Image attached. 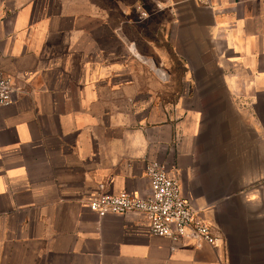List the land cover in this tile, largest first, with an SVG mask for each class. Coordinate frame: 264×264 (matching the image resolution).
<instances>
[{
  "label": "crops",
  "instance_id": "0c3cea01",
  "mask_svg": "<svg viewBox=\"0 0 264 264\" xmlns=\"http://www.w3.org/2000/svg\"><path fill=\"white\" fill-rule=\"evenodd\" d=\"M155 27L190 81L155 76L147 60L171 74ZM0 70L16 88L0 107V264H264V167L235 194L225 155L203 146L215 74L264 151V0H0ZM149 161L204 211L214 246L172 249L146 215L84 205L147 196Z\"/></svg>",
  "mask_w": 264,
  "mask_h": 264
},
{
  "label": "built area",
  "instance_id": "2783aa9c",
  "mask_svg": "<svg viewBox=\"0 0 264 264\" xmlns=\"http://www.w3.org/2000/svg\"><path fill=\"white\" fill-rule=\"evenodd\" d=\"M15 93L12 78L0 70V107L12 104ZM144 172L150 186L147 196L127 191L117 194L99 191L90 195L84 205L99 218L109 214L142 213L148 219L149 234L167 238L172 249L185 241H192L197 247L214 246L218 239L214 227L204 211L182 194L178 181L165 164L149 161Z\"/></svg>",
  "mask_w": 264,
  "mask_h": 264
},
{
  "label": "rangeland",
  "instance_id": "374dc122",
  "mask_svg": "<svg viewBox=\"0 0 264 264\" xmlns=\"http://www.w3.org/2000/svg\"><path fill=\"white\" fill-rule=\"evenodd\" d=\"M162 15L156 16V18H162ZM140 17H145L144 14H140ZM155 36L160 45L165 42L164 51L168 53V59L170 63L168 64V59L165 64L166 68L171 72L167 74L166 71H162L161 61L147 60L148 64L156 69H160L163 73L162 75L155 72V76L158 77L163 82H171L173 84H180L184 82L185 78H188L190 81L191 78L184 75V60L178 57L176 50L167 45L162 32V28L155 27ZM166 35V34H165ZM213 86L216 91L210 95L208 92L206 98L217 99L219 101V106L209 108L207 110L205 121L207 124L205 139L203 146L205 147H215L217 146L220 151L225 155L227 159V172L229 174V179L234 181V193L243 194L242 187L244 185L243 176L249 175L253 176L258 175V170L261 167H264V151L261 150L259 143L252 138L251 131L248 123H245L243 118L236 113L232 112L231 107L227 104L228 96L226 91L223 89L220 81L217 78V75H213ZM172 88H174L172 86ZM176 89L171 90L172 99L175 96ZM254 182L257 185L259 182L264 181V175L259 181L258 177ZM253 184V185H254ZM239 207L236 208L240 212L242 207L241 204H237ZM232 221V220H231ZM234 222L241 224L242 218L234 219Z\"/></svg>",
  "mask_w": 264,
  "mask_h": 264
},
{
  "label": "bare ground",
  "instance_id": "6f19581e",
  "mask_svg": "<svg viewBox=\"0 0 264 264\" xmlns=\"http://www.w3.org/2000/svg\"><path fill=\"white\" fill-rule=\"evenodd\" d=\"M156 72H157V74H159V75H162V76H163V73H162V71H161L160 69H156Z\"/></svg>",
  "mask_w": 264,
  "mask_h": 264
}]
</instances>
